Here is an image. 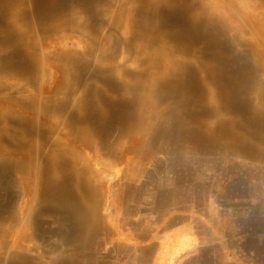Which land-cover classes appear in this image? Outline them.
Here are the masks:
<instances>
[{
    "label": "bare ground",
    "instance_id": "obj_1",
    "mask_svg": "<svg viewBox=\"0 0 264 264\" xmlns=\"http://www.w3.org/2000/svg\"><path fill=\"white\" fill-rule=\"evenodd\" d=\"M190 164L244 173L233 206L263 239L264 0H0V264L141 260L142 216L171 176L180 208Z\"/></svg>",
    "mask_w": 264,
    "mask_h": 264
},
{
    "label": "rangeland",
    "instance_id": "obj_2",
    "mask_svg": "<svg viewBox=\"0 0 264 264\" xmlns=\"http://www.w3.org/2000/svg\"><path fill=\"white\" fill-rule=\"evenodd\" d=\"M156 33L157 30H154V35ZM144 50L147 52L146 48ZM190 165L188 170H191L192 178L183 185L188 194L179 205L180 208L174 209L175 203H172L174 201L170 196L173 189V186L169 188L173 181L171 176L167 186L162 187L164 195L157 202L160 204L161 201V206L155 205L148 218L142 216L143 228L151 230L147 240L138 239L143 246H149V252L144 255V264H264V235L263 239L259 240L258 232L252 233L245 229L244 220L253 216L250 214L251 210L233 206L240 203L237 189L244 188L239 182L244 173L237 170L230 173L227 170L228 172L223 173L222 169L218 171L213 169V166ZM149 166L150 164L145 166L146 170L134 173L133 185L141 187L147 181L145 177L148 169H151ZM126 173L125 167L117 165L114 170L104 174V210L112 220L117 214L113 199L117 190L125 183ZM226 174L227 177H224ZM166 175L168 177V174ZM230 183H233L234 188L233 185L228 187ZM15 192L17 199L16 189ZM225 196H228V203L223 199ZM119 214L122 215L121 210L117 215ZM175 216L178 218L171 221ZM121 236L129 246L137 245V237L131 230L122 231ZM40 239L41 237L38 240ZM248 239L251 244L246 242ZM258 247L261 252L257 253ZM29 255L35 259L38 252L32 250ZM128 255L130 259L125 264H136V254L131 252Z\"/></svg>",
    "mask_w": 264,
    "mask_h": 264
},
{
    "label": "crops",
    "instance_id": "obj_3",
    "mask_svg": "<svg viewBox=\"0 0 264 264\" xmlns=\"http://www.w3.org/2000/svg\"><path fill=\"white\" fill-rule=\"evenodd\" d=\"M69 248V250H66V249H59V250H56V251H54V252H50L49 253V255H47L46 254V258H42V260L40 261V262H42L41 264H51V259L50 258H54V256H56V257H63V258H65V260H73L74 258V256H76V253H77V255L78 256H81V257H79V258H82L83 257V255H85L86 253H87V250L85 249V248H80L77 252L76 251H73L74 249L72 248V247H68ZM71 248V249H70ZM73 252H75V253H73ZM148 252H149V250H148ZM72 254L74 255V256H72ZM29 255V254H28ZM145 255V254H144ZM144 255H143V258L141 259V260H139V261H136V264H144V262H145V259H144ZM30 256V258L32 259V260H34L32 257H31V255H29ZM85 260H84V262H83V264H88L87 262H88V257L85 255ZM45 259V260H44ZM38 259L37 258H35V260L33 261V262H31L32 264H36L38 261H37ZM125 262L126 261H124V262H122L121 264H125ZM66 264H69V263H66ZM71 264H74V263H71Z\"/></svg>",
    "mask_w": 264,
    "mask_h": 264
}]
</instances>
